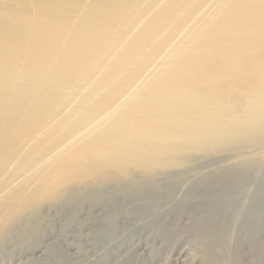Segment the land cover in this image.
<instances>
[{
  "label": "rangeland",
  "instance_id": "rangeland-1",
  "mask_svg": "<svg viewBox=\"0 0 264 264\" xmlns=\"http://www.w3.org/2000/svg\"><path fill=\"white\" fill-rule=\"evenodd\" d=\"M204 1L0 0V56L10 63L7 69L11 72L6 79L10 89L0 90V264H264L262 172L243 186L239 196L244 206L258 200V213L248 225L244 216L234 217V208H222V202L233 196L230 188L214 180L213 171L231 162L220 154L198 157L197 170L181 175L173 197L151 212L147 193L112 183L78 185L73 170L83 171L85 164L95 161L78 146L72 147L71 134L66 137L62 127L55 126L81 99L93 100L97 92H89L98 83L112 88L117 84L119 74L109 76L106 67L117 54L128 53L129 42L154 17L166 22L153 38L144 41L142 50L151 49L165 32L170 36L127 92L148 79V84H154L201 44L212 41L214 51L220 52V25L215 20L229 6L224 0ZM201 26L211 31L202 33ZM182 40L185 44L181 46ZM257 45L260 51L256 53L247 49L236 79L219 83L214 90L218 99L231 103L234 116L242 115L243 102L231 95V89L255 87L249 81L250 67L264 61V40ZM40 46L47 55L36 53ZM54 48H63L65 62L58 65ZM168 56L169 64L157 74ZM217 58L204 60L203 67L214 80L225 74ZM29 68L55 69L63 79L50 87L34 76L29 78ZM131 69L127 65L124 72ZM19 83L28 94L11 90ZM122 93H113L108 110L122 102ZM66 147L57 161L65 170L45 165ZM220 158L224 161L218 162ZM72 194L76 200L67 201ZM60 198L65 201L55 202Z\"/></svg>",
  "mask_w": 264,
  "mask_h": 264
},
{
  "label": "bare ground",
  "instance_id": "bare-ground-1",
  "mask_svg": "<svg viewBox=\"0 0 264 264\" xmlns=\"http://www.w3.org/2000/svg\"><path fill=\"white\" fill-rule=\"evenodd\" d=\"M224 2L229 6L228 11L221 16L217 14L218 18L217 15L214 17L220 25L217 42L222 47L220 52L214 51L212 41L201 44L194 52L186 51V58L174 64L170 71L163 74L154 84H148V79L127 92L140 76L141 70L149 64L160 44L170 36V32H165L151 49L142 50L144 41L153 38L159 26L166 22L157 21L154 17L146 22L129 42L128 53L117 54L114 63L106 67L109 76L119 74L117 84L112 88L111 85L98 83L99 85L89 92H97L93 100L88 103L85 99L78 100L62 121L55 124L62 127V135L71 134L72 147L78 146L83 155L91 156L95 161L94 164H85L83 171L73 170L72 174L78 185L93 183L104 186L112 183L118 188L125 185L130 191L147 193L146 202L153 212L162 201L173 197L181 185L183 174L197 170L198 157L208 158L220 154L231 162L221 170L213 171L214 180H217L220 187L230 188L233 196L229 201L222 202V208H234V217L239 219L244 216L246 224L255 219L259 209L258 200L244 206L239 196L244 191L243 186L253 181L255 174H264V61L250 67L249 81L254 82L255 87L247 90L231 89V95L243 102L241 116H234L231 103L218 99L214 90L219 83L233 82L236 79L242 61L249 53L247 49H253L254 53L260 51L257 41L264 40V0ZM210 26L209 24L207 27ZM207 27H202V33L211 31V28ZM202 33L195 34L200 36ZM210 36L214 35L210 33ZM183 41L179 45L185 44ZM44 49V46H40L36 53L40 56L47 55L43 52ZM62 50L63 48L53 50L58 57L54 58L58 65L66 61ZM214 56L218 57L222 73H225L219 74L215 80L207 77V70H203L204 60L214 59ZM3 57L4 55L0 56V90H7L10 89L6 81L11 74L7 69L10 63L4 61ZM170 58L171 56L164 58V62L162 61V65L156 70L157 74L163 72ZM127 65L132 69L124 72ZM71 67L74 68L70 66V69ZM28 71L29 78L34 76L50 87L56 84L57 80L63 79L62 74L58 75L55 69L29 68ZM121 74H124L125 78ZM24 78L27 79V74ZM199 78H202L201 82H197ZM41 82L40 86H44ZM24 88L19 83L11 87V90L17 94H28ZM116 92H123L122 95L125 96L117 107L108 110L106 106L109 100L114 99L113 93ZM67 149L66 147L65 151L58 152L45 165L53 169L58 166L65 170V166H60L57 161L61 160ZM219 160L224 161L221 158L217 161L220 162ZM173 173L177 177L172 175ZM261 193L259 192V195ZM76 196L72 194L67 201L76 200ZM64 201L61 198L55 200L57 203ZM203 240L205 242L204 238ZM223 241L227 243L226 238Z\"/></svg>",
  "mask_w": 264,
  "mask_h": 264
}]
</instances>
